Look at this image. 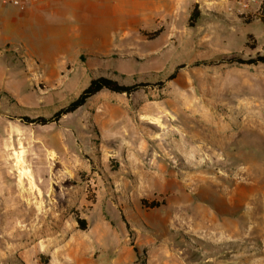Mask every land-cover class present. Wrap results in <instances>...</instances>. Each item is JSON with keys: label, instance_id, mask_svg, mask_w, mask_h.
I'll return each instance as SVG.
<instances>
[{"label": "rangeland", "instance_id": "obj_1", "mask_svg": "<svg viewBox=\"0 0 264 264\" xmlns=\"http://www.w3.org/2000/svg\"><path fill=\"white\" fill-rule=\"evenodd\" d=\"M246 2L221 0L194 27L195 0L150 25L133 13L130 29L112 30V48L70 55L62 72L46 68L32 40L0 55V264H46L42 255L48 264H113L112 231L122 237L117 264H264V193L259 214L246 208L238 247L197 231L191 209L172 215L174 179L192 191L216 175L241 181L243 172L264 187V63L217 62L264 54V0ZM99 76L147 86L130 96L104 90L58 124L22 121L51 117ZM240 167L255 168V177ZM26 186L33 198L22 206L15 198ZM196 200L214 220L225 218L227 202L211 182ZM232 211L241 220V204ZM151 246L167 255L150 256Z\"/></svg>", "mask_w": 264, "mask_h": 264}, {"label": "crops", "instance_id": "obj_2", "mask_svg": "<svg viewBox=\"0 0 264 264\" xmlns=\"http://www.w3.org/2000/svg\"><path fill=\"white\" fill-rule=\"evenodd\" d=\"M183 1L20 0V3H14L0 0V55H3L4 51L9 53L12 44L18 39L32 40L40 48L46 68L49 71L62 72L69 66L70 55L80 58L84 55L83 49L98 47L101 43L112 48V30L130 29L133 13L138 12L141 15L140 21L150 25L153 16L162 15L167 10L174 11L181 7ZM261 1L249 0L255 6L259 5ZM195 3H201V5H196L201 14H207L208 9L217 7L221 0H195ZM253 139L261 142L258 137L256 139L253 137ZM243 169H246L247 174L252 176L256 172L255 168ZM238 175L242 177L241 181L229 182L217 175L214 178L201 180L192 191H187V186L183 182L174 179L171 188L172 215L181 219L187 208L191 209V217L194 218L197 231L203 230L211 239L226 238L231 244L236 241L238 247V242L244 238L245 225L248 222L246 208L251 207L252 214H259L258 206L261 205V195L264 193V187H261L259 182L245 180L243 172H239ZM159 177L157 191L163 193L166 190L167 182L164 174ZM161 179H164V182ZM189 179L191 182L199 180L195 177ZM207 182L212 183L213 188L219 192L228 205L225 218L222 216L220 222L211 218L205 208L196 200L200 190ZM185 183L192 186L190 182ZM147 187L151 189L153 186ZM236 203H240L242 206L241 220L232 211V207H235ZM160 210L162 214L167 213L164 208ZM262 212L260 213L262 214ZM253 224V228H256L257 224L254 222ZM121 239L118 232L112 231L113 264L118 262L115 254L123 248ZM147 249L150 256L167 255L164 248L151 246ZM129 255L130 261H133L132 251H129Z\"/></svg>", "mask_w": 264, "mask_h": 264}, {"label": "trees", "instance_id": "obj_3", "mask_svg": "<svg viewBox=\"0 0 264 264\" xmlns=\"http://www.w3.org/2000/svg\"><path fill=\"white\" fill-rule=\"evenodd\" d=\"M201 14V11L197 6H195V10L192 12L190 18H189V25L191 27H194L197 20L199 19ZM264 21V20H263ZM217 62L219 64H225V63H239V64H247V65H258L261 63H264V54L263 55H257L255 57H249L248 59H245L240 56H219ZM177 71L173 73L170 77L171 79L175 78ZM143 86H147V84H123L119 82L118 80L112 79L107 76H99L91 79L89 85L81 92V94L73 101H71L68 105L60 108L55 114H53L51 117H28L25 116L22 118V121L27 124H36V125H48L56 123L58 124L60 120L69 114L75 113L82 107H84L91 98L98 95L104 90L110 91L112 93L116 94H126L128 96L134 94L135 92L139 91ZM143 206H149L150 208H157L160 206V203L157 201H153L151 203H148L145 200H142ZM80 224L82 226V229H86V222L84 220H80ZM46 259L44 263L48 264L47 258H45L44 255H42V259Z\"/></svg>", "mask_w": 264, "mask_h": 264}, {"label": "bare ground", "instance_id": "obj_4", "mask_svg": "<svg viewBox=\"0 0 264 264\" xmlns=\"http://www.w3.org/2000/svg\"><path fill=\"white\" fill-rule=\"evenodd\" d=\"M22 179H23V182H25V181L29 182L28 180H26L27 179V174H25ZM29 184H31V183L29 182ZM24 185H25V183H24ZM26 187H27V192H25V189H22L21 190L22 191L21 193H22L23 200L21 199V196H17L15 198V200H19L20 201L19 202V205H22V206H28V205H30V203L32 201V198H33V193L31 191V187L30 186H26ZM0 192H1V186H0Z\"/></svg>", "mask_w": 264, "mask_h": 264}, {"label": "built area", "instance_id": "obj_5", "mask_svg": "<svg viewBox=\"0 0 264 264\" xmlns=\"http://www.w3.org/2000/svg\"><path fill=\"white\" fill-rule=\"evenodd\" d=\"M2 1H4V2L11 1V2H14V3H20V0H2ZM239 4L244 9L248 8V2H246V0H239Z\"/></svg>", "mask_w": 264, "mask_h": 264}]
</instances>
